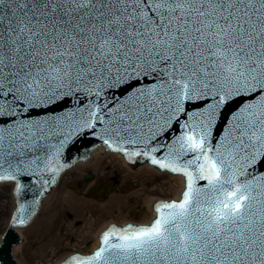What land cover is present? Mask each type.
I'll return each mask as SVG.
<instances>
[{"label": "snow or ice", "instance_id": "obj_1", "mask_svg": "<svg viewBox=\"0 0 264 264\" xmlns=\"http://www.w3.org/2000/svg\"><path fill=\"white\" fill-rule=\"evenodd\" d=\"M85 135L182 187L58 264H264V0H0V256Z\"/></svg>", "mask_w": 264, "mask_h": 264}, {"label": "rangeland", "instance_id": "obj_2", "mask_svg": "<svg viewBox=\"0 0 264 264\" xmlns=\"http://www.w3.org/2000/svg\"><path fill=\"white\" fill-rule=\"evenodd\" d=\"M132 167L134 170L139 168ZM117 168L105 177L98 175L94 166L85 172L76 169L65 174L54 187L56 191L49 202L42 205L35 222L21 229V243L16 254L18 262L54 264L69 250L91 253L95 250L92 248L90 251L93 239L82 240L84 231L105 228L114 221L143 220L144 214L149 211L143 203L146 190L160 198L170 196L155 184H140L134 176L120 179L124 169L120 165ZM88 174L93 177L86 179ZM9 213L5 194L0 191V236L7 227ZM69 229L82 231L70 233Z\"/></svg>", "mask_w": 264, "mask_h": 264}, {"label": "bare ground", "instance_id": "obj_3", "mask_svg": "<svg viewBox=\"0 0 264 264\" xmlns=\"http://www.w3.org/2000/svg\"><path fill=\"white\" fill-rule=\"evenodd\" d=\"M90 157H88L87 160H81L80 162H78L76 165H74L70 170H82L83 172H85L87 169L91 168V166H94L96 168V171L99 172L98 175H102L103 177L107 176L105 174H110L112 173V171H116V169L118 170L117 166L120 165L123 167V175L120 177V179H126L129 178L128 176H134L136 181L140 182V184L144 185V184H155V186L160 189V191L163 192H167L170 193V196H165L162 197V199L165 198H177L180 194V190L182 187V178L178 177V176H174L171 175L169 173H164L161 172L160 170L154 168L153 166H151L150 164H148L147 162H142L143 164H141L139 166L138 169L134 170L133 167L131 166L130 163H128L127 160H125V158L117 152H112L110 150H106L105 146L100 143L96 146H94L91 150H90ZM70 170H68L67 172H65L61 177L63 178L65 174H67L68 172H70ZM0 191L1 194H5V201L8 202V207H9V211H12V200H11V196H10V192L8 191V189L6 187H0ZM56 191V189L54 188L49 195H47L44 199L43 202V206L44 204L48 203L50 200V197L52 196V193H54ZM139 191V190H138ZM137 191V192H138ZM142 189L139 191L141 193ZM134 192V193H137ZM133 193V194H134ZM144 193L146 194L143 200V203L146 204L149 207V211H147L144 214L143 220L141 221H134L132 219H125L123 221H114L117 224H125L127 222H133L134 223H148L154 216L153 214V202L155 201V199L160 198L159 196H153L151 195L152 193H149L147 190L144 191ZM42 206V207H43ZM41 207V208H42ZM130 207H128L127 209H129ZM121 213V212H120ZM113 222V223H114ZM105 225V224H104ZM104 226L98 228V229H94V231H84L82 234L81 239L82 240H86V239H93V243L90 247V251L92 250V248H96L99 245V236L101 231L103 230ZM21 229L22 228H18V232L21 233ZM79 232L82 230H78V229H73L70 230V233L73 232ZM19 250V245H17L14 249H13V253H14V257L17 263L18 260L16 258V254L18 253ZM88 251V252H90ZM87 252V251H84ZM60 260V259H59ZM59 260H57V262H55L54 264H58ZM21 264V263H19Z\"/></svg>", "mask_w": 264, "mask_h": 264}, {"label": "water", "instance_id": "obj_4", "mask_svg": "<svg viewBox=\"0 0 264 264\" xmlns=\"http://www.w3.org/2000/svg\"><path fill=\"white\" fill-rule=\"evenodd\" d=\"M57 110H59V106H57ZM100 142L101 141L98 138L93 137L91 135H85L83 137L77 138L74 141V143L71 144V145H69L68 149H66V152H65V160H66V162H70L71 160H77V161H79L80 159H77V158L78 157H82L85 154H87V157L88 156L90 157V155H88V152L90 151V149L92 147L96 146ZM141 164H143V163H140V165ZM133 166H135L137 168L139 167V165H134V164H133ZM92 177H93L92 174L86 175V179H91ZM44 200H43V202H44ZM154 202H153V206H154ZM153 214H155L154 213V210H153ZM114 223H116V222H114ZM8 231H9V229L6 230V233L4 234V236H3V238H2V240L0 242H2L5 238L7 239L6 234H7ZM12 231L15 234V239L13 240V242L11 243V245L9 246L7 252L4 255L0 256V264H17L16 261H15V259H14L12 250L16 247L15 246L13 248L14 245L21 243L20 242L21 237H20L19 232H17V229L16 228L13 229Z\"/></svg>", "mask_w": 264, "mask_h": 264}]
</instances>
